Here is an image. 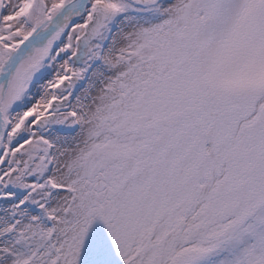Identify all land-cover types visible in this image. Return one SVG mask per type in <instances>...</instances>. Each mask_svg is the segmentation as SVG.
<instances>
[{
  "label": "snow or ice",
  "instance_id": "snow-or-ice-1",
  "mask_svg": "<svg viewBox=\"0 0 264 264\" xmlns=\"http://www.w3.org/2000/svg\"><path fill=\"white\" fill-rule=\"evenodd\" d=\"M0 264H264V0H0Z\"/></svg>",
  "mask_w": 264,
  "mask_h": 264
}]
</instances>
